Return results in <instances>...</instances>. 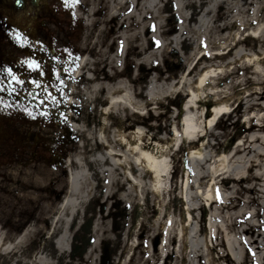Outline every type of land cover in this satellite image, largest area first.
Segmentation results:
<instances>
[{
  "label": "rangeland",
  "instance_id": "obj_1",
  "mask_svg": "<svg viewBox=\"0 0 264 264\" xmlns=\"http://www.w3.org/2000/svg\"><path fill=\"white\" fill-rule=\"evenodd\" d=\"M83 1L82 56L97 62L103 94L106 85L138 89L145 103L137 124L154 140L172 143L174 150L166 151L169 175L159 197L150 183L137 194L120 182L113 197L89 200L76 221L65 219L46 243L47 219L60 199L54 207L35 210L34 189L55 186L65 196L69 175L89 152L72 134L66 147L69 171L0 161V232L7 243L14 246L13 238L33 226L17 252L29 264H264V0ZM256 30L259 35L252 38ZM118 50L121 65L109 74L104 63ZM201 76L208 85L205 98L187 111L188 94ZM77 84L84 86V78ZM152 93L155 112L145 100ZM86 96L93 95L84 89L77 99ZM209 100L212 104H203ZM216 106L231 113L188 143L182 127L187 113L198 132ZM86 108L89 122L99 125L94 106ZM71 110L76 117L83 114L79 106ZM112 119L117 126L119 118ZM191 151L203 160L189 166ZM231 152L238 154L232 158ZM221 159L234 175L213 176ZM211 182L217 184L216 201L209 205L205 194ZM186 211L193 220L190 228ZM32 212L37 216L24 221ZM19 257L9 255L10 264Z\"/></svg>",
  "mask_w": 264,
  "mask_h": 264
},
{
  "label": "bare ground",
  "instance_id": "obj_2",
  "mask_svg": "<svg viewBox=\"0 0 264 264\" xmlns=\"http://www.w3.org/2000/svg\"><path fill=\"white\" fill-rule=\"evenodd\" d=\"M253 33L251 37L257 38L260 31L256 30ZM121 59L122 56L119 50L109 56L107 62L104 63L108 67L109 74L117 72L121 65ZM250 61L252 62L251 59ZM96 63L91 55L83 57L75 76L65 82L69 92L67 99L69 107L71 109L76 106L83 108L81 117H76L75 113L71 111L70 119L74 131L80 139L79 146L89 152V157L87 160L79 159L77 172L73 177L69 175V190L50 219L49 231L46 233V243L57 235L65 219L76 221L80 209L89 200L98 202V200L108 199L111 195L113 197V189L120 182L125 183L128 187H133L137 194H139L141 187L145 183H150L154 194L159 197V188L164 185L169 175L166 151L168 148L170 151L174 150L172 143L170 141L162 143V140L157 137V140H154L152 135H147L144 129L137 124L140 122L139 117L144 115L143 105L145 103L140 99L142 96L138 94V89L123 84H119L116 87L106 85L104 87H106L107 92L103 94V85L97 80L95 75ZM97 65L99 66V63ZM82 78H84L85 85L79 87L77 83ZM207 86L206 77L201 76L197 80L193 93L188 94L185 110L193 111V104L205 98ZM84 89L91 92L93 96H86L83 101H80L77 97L81 90ZM155 96L152 93L145 99L146 105L151 112H155ZM104 103H106L105 106ZM203 104L208 106L212 104V101H205ZM87 105L94 106L96 109L95 111L99 114L97 119L99 125H93L92 121L89 122L88 116H86ZM230 113L231 108L214 107L209 112V115H211L209 122L202 131L198 132L194 131L192 117L187 113L182 121L183 135L188 143L199 141L200 138L205 136L208 129L212 130L215 128L219 120ZM113 115L119 118L117 126L112 119ZM124 118L130 119L129 122L125 121ZM192 152L188 158L189 166L203 160L196 157ZM231 153L233 154L232 158L238 154V152ZM67 169L68 171L70 170V160L68 161ZM230 172L232 173L226 167V160L221 159V164L218 170L213 173V176L220 177L223 175L228 178L230 177ZM88 184L92 185L91 189L87 186ZM216 186L217 184L215 185V183L211 182L207 188L205 196L209 205L216 201ZM122 199L125 201V195H123ZM69 214L71 215L69 216ZM192 223L193 220L189 216L188 211H186L185 227L190 228ZM32 227L30 226L23 234L13 238L14 246L7 243L4 234L0 232V259L4 258V261L8 263L10 260L12 261L11 258H8L9 255L20 256L21 260H13L11 263L29 264L28 261L22 260V258L24 259L23 255H19L17 252L27 232ZM208 228L212 229L211 223H209ZM46 251H48L46 244H42L41 254H45Z\"/></svg>",
  "mask_w": 264,
  "mask_h": 264
},
{
  "label": "flooded vegetation",
  "instance_id": "obj_3",
  "mask_svg": "<svg viewBox=\"0 0 264 264\" xmlns=\"http://www.w3.org/2000/svg\"><path fill=\"white\" fill-rule=\"evenodd\" d=\"M86 12L83 0H68L67 5L64 0H20V3L0 0V25L6 24L9 29L27 34L29 42L37 50L36 58H43L45 73L41 77L38 72L18 63L25 58L29 49L17 47L4 28L0 27V84L8 85L9 68L25 81L23 88L16 86L19 95L10 96L6 91L0 92V99L12 105L0 112V161H19L26 167L35 165L61 169L66 147L73 141L66 116L65 98L69 92L65 82L74 76L83 55ZM41 45L44 52H39ZM53 67L60 76L59 80L52 76ZM31 80L47 85L58 103L41 109L31 106L27 93L42 90L28 83ZM17 105L20 108L28 106L36 118L32 119L23 111L16 110ZM43 111H47V118L41 115ZM34 194L35 210L49 205L54 207L63 197L55 186L35 187ZM36 216V212L25 214L23 220L28 221Z\"/></svg>",
  "mask_w": 264,
  "mask_h": 264
},
{
  "label": "snow or ice",
  "instance_id": "obj_4",
  "mask_svg": "<svg viewBox=\"0 0 264 264\" xmlns=\"http://www.w3.org/2000/svg\"><path fill=\"white\" fill-rule=\"evenodd\" d=\"M75 2V0H74ZM16 3H20V0H16ZM65 5H67L68 0H64ZM0 27H3L11 41L19 48H25L27 47L29 49L28 53L26 54L24 59H21L18 61L19 64L22 66L26 65L28 69L32 71L38 72V74L43 77L44 76V71L42 67V62L43 58L37 59V50L34 47L32 43L29 42L28 36L26 33L22 31H17L16 29H9L6 24L0 25ZM45 49L41 45L39 47V52H44ZM67 71V69H65ZM52 76L55 77L56 80L60 79L59 74L56 72L55 67L52 68L51 70ZM7 75L10 77L9 83L7 86H4L0 84V92H7L8 95H13L18 93V89L16 86H20L23 88L25 81L21 78H19L15 73L12 72L11 68L7 70ZM28 83L32 84L34 88L36 89H42L41 91H29L27 93V96L30 98V105L34 106L35 109H41V108H46L51 105H55L58 103L56 100L55 96L48 90L47 85H43L40 81L38 80H31L28 81ZM55 87V84L52 85ZM59 91V89H57ZM11 104H6L5 101L0 99V112L6 111V109L11 108ZM16 110L18 111H23L26 116L35 119L36 116L34 115V111L29 110L28 106H25L23 108H20L19 105L16 106ZM45 118H47V111H43L41 113Z\"/></svg>",
  "mask_w": 264,
  "mask_h": 264
},
{
  "label": "water",
  "instance_id": "obj_5",
  "mask_svg": "<svg viewBox=\"0 0 264 264\" xmlns=\"http://www.w3.org/2000/svg\"><path fill=\"white\" fill-rule=\"evenodd\" d=\"M0 264H10V263H9V262H8V263L5 262V261H4V258H3V259L1 258V259H0Z\"/></svg>",
  "mask_w": 264,
  "mask_h": 264
}]
</instances>
